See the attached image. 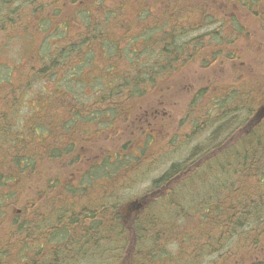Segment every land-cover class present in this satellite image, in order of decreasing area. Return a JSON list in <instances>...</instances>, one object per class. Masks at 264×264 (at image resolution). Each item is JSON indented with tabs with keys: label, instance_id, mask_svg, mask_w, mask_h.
<instances>
[{
	"label": "rangeland",
	"instance_id": "obj_1",
	"mask_svg": "<svg viewBox=\"0 0 264 264\" xmlns=\"http://www.w3.org/2000/svg\"><path fill=\"white\" fill-rule=\"evenodd\" d=\"M91 1L85 0L90 5L92 4ZM174 1L180 2L181 15L182 13L186 15L189 10L201 9L206 4L202 0H136L134 2L135 5H144L149 10L142 11L137 15L132 14L127 6L121 10L120 19L123 18L133 26H128L119 36L115 35L113 37L115 40H120V48L128 46L135 35L142 36L143 32L140 28L146 29L156 23L163 26L168 21L175 22V20H170L169 16L166 17L164 14L165 11L175 13L172 10V3ZM79 2L72 4V1L60 0L56 5L65 7L53 25L54 27L59 22H66L65 19L71 17L72 21L76 22L70 25V30L75 36L74 38L85 32L84 19L81 18L82 21L78 20L76 16V6ZM206 2L209 4V10L215 6L216 11L214 16H207L206 19L208 20L201 25L200 30L189 31V34L192 37L204 36L199 45L205 44L203 46L207 50V53L202 54L204 49H198L199 53L196 52V56L192 60H188V56L185 57L186 61H180L174 67L160 74L158 73L150 81L152 83L147 80L148 77H142V82L148 81V83L141 85L145 94L141 98L138 96L130 97L126 101V107L117 111L116 114L114 112V116L108 113L109 120L107 123H95L101 128V132L84 134L85 130L82 129L86 127L84 126V120L80 118L72 135L73 138L78 137L77 146L71 145L70 140L61 158L49 160V153H46L44 156L42 152L40 153V157L45 159H43V163H40L38 166L36 165V168L38 167L40 171L34 175L35 177L33 176V179L38 182H42L45 179L49 180V182H61L63 180L64 184L59 182L56 184L58 185L57 187L52 185V188L49 187L50 185L44 187V184H41L42 187L40 188L45 189L47 194L45 195L43 191H39L36 193V196L32 195L33 193L28 188L25 189V185L21 184V193L17 190V192H13L16 193L13 197L7 198L6 202L11 203L16 201L17 204L11 207L14 213L11 211L7 217L3 215L5 220L2 219L0 221V240L5 239L2 244L5 246L0 253V264H6L7 262H10V264H26L24 261L17 259L20 257V250L16 256L17 248L10 249L13 256H9L6 253L8 241L14 242V238L17 236V230H15L13 224L16 219L15 215L27 214L28 205L31 206V209H36L39 214H45L41 215L44 219L43 230L45 228L46 231H50L47 240L44 242L46 245L43 250L45 249L44 257L48 264H122L120 263L122 261H118V255L115 257V254H110L108 258L106 248H110L111 244L107 241V238H104L106 235L99 229H88V227L93 228L95 222L99 224L101 218L95 221V219L82 217L85 220V224H83V228L85 229L80 230V238H78V234L76 233L79 231L78 228L68 231V222L66 225L59 224L51 227L53 225L51 221L46 220L47 215H51L54 212L55 206L59 205L63 207V209H66L65 214H67L72 211V207H74V210L78 209L77 211L80 212L84 204L88 208L93 209L92 206H98L102 201L105 203V201L112 198H116L113 200L117 203L115 212L119 211L121 221L129 226L134 221V218H136V215L139 219L143 220V224L146 222V225L149 226L151 219H149L148 211L153 206L157 208L156 214L162 218V221L155 226L157 237L152 239L151 245L157 244L159 234L162 240H164L165 235H169L160 231V226L162 228L165 226L168 229L174 227L178 235L176 237L170 235L168 241L170 243L165 245L164 248L170 249L173 254H177L183 258L180 260L181 262L177 261L175 264L264 263V240L263 242L258 241L256 243L253 239L254 236H257L259 229L252 233L245 232L244 229L241 236L233 237L229 240L230 246L226 245L224 249H219L221 245L218 240L209 236L210 234L216 235L215 228L212 225L219 222V220L217 221L214 218L207 220L203 215L194 213L191 207H187V203H191L195 198L197 200L204 198L202 200L203 204L209 200L206 197H208V187L213 180H210L209 176L212 167V172L214 171L213 158L224 150L221 145H218L214 149L194 154L196 146L202 144L210 134V130L206 131L207 124L205 126L202 124L204 127H198L196 126L199 124L197 121L199 119L202 120L201 116L205 117L206 111L209 108L212 114L220 111L216 108L213 99L216 97L215 95H221L220 92L226 91L225 85L231 86L237 84L239 81H245L246 83L248 81L254 83L261 82L255 91L259 94L264 93V0H206ZM116 3H120V0ZM195 13H198V11ZM78 14L80 15L81 12H78ZM105 16L101 8L94 7V17H99L102 20ZM38 20L39 16L36 19V16L28 15L25 17L24 23L12 31L9 29L8 32L10 33L5 32L0 35V63L4 65L2 69H7V66L13 68L10 74L8 70L6 72V78H9L8 83L10 82V86L0 89V97L4 99V96H8L10 101L8 105L0 102V140H3V147L0 149V162L5 160L12 162L15 151L12 154V159L10 153L7 151L12 148V143H9L12 135L14 133L18 135L23 127H28L26 132L34 127L35 123L32 122L34 117L33 111H35V107L33 106L34 100H39V95H41L42 103H44L46 95L43 94L49 93V88L52 84L54 85L52 88L54 89L55 87V83H50V79L43 76L41 79L42 83L34 82V79L39 77L34 72V69L37 65L40 51L42 49H47L48 51L55 50V47H51L49 44L51 40L46 37L49 32L47 30H50V27L39 23ZM213 20L216 23L211 24V22H215ZM182 21L183 23L186 21L185 26L187 28L191 27L188 24V20L182 18ZM115 24L116 19L109 23L110 28L113 27L115 29ZM87 26L88 28L90 27L89 24ZM166 26L167 30L171 29L172 34L178 32V30L175 31L172 28V25ZM92 28L94 27L91 26L89 29L91 30ZM118 29L121 28H117L116 30ZM186 38L188 37H183V39ZM225 38H228L230 43V45L224 46L227 54L215 57L214 54L220 49L222 39ZM105 39L106 36L103 38L99 36L96 42H88L81 48L83 53L76 58L75 62H72L73 65L77 64V61L79 64H82L80 63L82 62L81 60H85L86 56L93 55L89 53L91 49H94L97 53V57L93 59V65L85 68L88 74L83 76L85 81L90 83H85L78 76L77 79L71 80V82L66 84L68 88L67 92H74L75 96H80L79 98L86 102L88 98L95 96L97 92L102 95L108 94V89L102 88L96 90L93 87H100L101 84L97 80L93 85L96 77L90 75L91 73L97 75L103 73L102 76H104V73H109L110 68L108 63L104 62L102 56H99L100 42ZM157 46H160V43ZM137 47L139 49L143 47V43L140 40ZM124 65H127L126 61H124ZM120 67H122L121 64ZM169 71L171 72L169 73ZM46 85L48 87L43 89ZM25 87H31L27 90V93L24 91ZM203 89L207 91L204 98L200 94L198 95ZM211 97L213 98L210 99ZM69 98L70 96L67 95L64 99H68L67 102L72 104ZM15 100H17V103L14 102ZM113 100L117 101L119 97H114ZM95 101H99V99ZM89 105L91 106L92 103H89ZM99 106L105 105L99 104ZM262 106H264L263 100L257 105L256 111L250 117L249 122L245 123V130L248 133L264 119V116L258 119L259 116L256 115ZM57 107L54 105L53 109H51L50 105L46 106L44 110L42 107L41 116L40 114H36V116L37 118L40 116L44 122ZM3 108L10 113L9 117L1 116ZM67 108L66 114L68 117L72 115L74 118L75 114H70L72 108L70 106H67ZM59 109L62 108L60 107ZM60 112L64 113L65 110H60ZM253 121L255 122L253 123ZM68 123H72L71 118H69ZM51 129V134L57 138L61 137V134L64 132L67 133L62 125L53 126ZM77 130L79 132L75 135ZM229 142L231 145L233 140ZM24 148L23 153H30V155L34 156L37 145L35 146L25 141ZM118 156L130 158L133 165L128 168V171L122 168L118 170L120 175H124L120 181L115 182L117 184L113 186V189L110 184L109 189L108 185L104 186V182H106L104 179L95 182L86 178L79 184L83 179L84 172L90 170V167L96 168L97 165L102 163L101 160L106 157L112 159V157ZM173 164L181 165L183 169L181 172H185L179 174L176 179L168 184L169 187L175 186V188L179 185L177 190L179 188L181 190L176 194L174 193L172 197L164 198L166 189L161 187L155 190L152 188V182L154 179L162 176ZM33 170L30 167L24 174H32ZM98 170L100 169L97 168V172L101 173L97 174H102V171ZM238 180L239 178H235L232 183L238 182ZM67 183L74 185L71 189H74L75 192L73 193L74 197L68 192L67 199H64L63 193H65V184ZM83 183L87 185L80 186ZM84 187L87 188H85L86 191L84 189L83 191H79L80 188ZM218 193L212 197L219 199L221 192ZM200 196L204 197L200 198ZM33 200L36 201L34 202L35 204ZM231 201L227 199V202ZM217 202L214 201L215 205ZM208 203L211 202L208 201ZM182 204L186 206L183 208ZM123 208L127 210H123ZM175 210L178 211L177 216L179 217L171 219L170 222L165 221V219L169 220L170 217L174 216ZM125 211L128 212L126 213ZM89 212L90 215L94 214V212ZM96 212V214H101L100 211ZM132 212L135 214H132ZM33 215L39 216L36 213H28L29 217ZM146 215L148 220H145ZM219 218L221 219V217ZM154 220H158V218L156 217ZM54 221L55 224H58L57 220ZM259 226H262V224ZM87 229L88 231L86 232ZM5 232L9 234L7 240L4 236ZM68 232H71L70 236L66 235ZM88 234L94 236V239L98 238L95 241L103 242L99 245L103 248L105 244L106 248L98 250L96 254H93V248L90 252L87 251L86 255L74 254L75 251L70 253L69 249L72 250L73 248L67 244V241H78L81 238H85V235ZM73 235L77 236V238ZM38 250L42 251L39 248ZM65 254H68L70 257L67 258V256H64ZM21 256L24 257L23 255ZM175 257L177 256L175 255Z\"/></svg>",
	"mask_w": 264,
	"mask_h": 264
},
{
	"label": "trees",
	"instance_id": "obj_2",
	"mask_svg": "<svg viewBox=\"0 0 264 264\" xmlns=\"http://www.w3.org/2000/svg\"><path fill=\"white\" fill-rule=\"evenodd\" d=\"M67 1H72V4H75L80 0ZM117 1L118 0H92V4L90 5L86 3L85 0H81L76 6V16L78 20H81V18L84 19L85 32L74 38L75 36L70 30V25L74 22L71 17L65 19L66 22H59L53 27L56 19L63 12L65 7L56 5L60 0H0V35L8 32L9 29L12 31L17 26L24 23V19L28 15L36 16V19L39 16L38 22L50 27V30H47L49 32L46 37L51 40L49 41L50 46L55 47V50L48 51L47 49H42L40 51L37 58V65L34 69V72L39 76H35L37 77L34 79L35 83H42L41 79L43 76L50 79V83H55V87L53 89L52 87L54 85L52 84L49 88V93L43 94L46 95L44 97V103H42L41 95H39V100H34L33 106L35 107V111H33L34 117L32 122H34L35 125L32 128L33 130L31 129L26 132L28 127H23L18 135L16 133L12 135V139L9 141V143H12V148L7 150L10 153L11 159L15 151L12 162L6 160L0 162V221H2V219L5 220L4 216L7 217L11 211L14 213L11 207L17 204V202L8 203L6 200L16 194L13 192H17V190L20 192L21 184L25 185V189L28 188L34 196H36V193L39 191H43L45 195L47 194L45 189L40 188L42 187L41 184H44V187L50 185V188H52V185L54 187L58 186L56 184L60 181L49 182V180L45 179L44 181L46 182H38L34 180L33 176L40 171L38 167L36 168V165H40V163H43V159H45L40 157L41 152L43 156L49 153V160H56L63 156L64 150L70 140L71 145L77 146L78 137L73 138L72 135L80 118L84 120V126L86 127L82 129L85 130L84 134L89 132L90 134L101 132V128L95 123H107L109 120L107 114L111 113L114 116V112L116 114L117 111L125 108L126 101L130 99V97L133 98L138 96L141 98L145 94V91L141 87L142 84H146L148 81L150 82L158 73L160 74L174 67L178 62L186 61L185 57L187 56L188 60H192L193 57L196 56L195 53H199L198 49H204L202 54L207 53V50L203 46L205 44L199 45L204 36L192 37L191 34H189V31L200 30L202 27L201 25L208 20L206 19L207 16L212 17L215 14V6L209 10V4H207L208 2H206V0H202L207 4H204L203 8L198 10L193 8L194 10H189L186 15L183 13L181 15L180 2L174 1L172 3V10L175 13L165 11L164 14L166 17L169 16L168 18H170V20H175V22L168 21L163 26L159 23H154L155 25L149 28H140L143 32L142 36L135 35L128 46L125 47L123 45V48H120V40H115L113 37H115V35L119 36L128 26L131 27L133 25L123 18L120 19L121 10L127 6L132 14L137 15L142 11L149 10V8L144 5H135L134 2L136 0H120V3H116ZM95 6L101 8L103 13H105L106 16L104 19L100 20L99 17H94ZM197 11L198 13H195ZM78 12H81V14L79 15ZM182 18L188 20V24L191 25V27L187 28V26H185L186 21L183 23ZM114 19H116L115 29H113V27L110 28L109 25ZM216 21L211 22V24L216 23ZM118 23L120 24L118 25ZM87 24L94 28L90 30ZM169 24L172 25L175 31L178 30V32L172 34L171 29L167 30L166 25L170 26ZM117 28L121 29L116 30ZM99 36L101 38L106 36V39L100 42L101 47L99 56H102L104 62L108 63L110 70L108 74L104 73V76H102L103 73L98 75L91 73L90 75L96 77L93 85L97 80L101 84L100 87H93L96 88V90L102 88L108 89V94L102 95L97 92L95 96L88 98L86 102L80 99V96H75L76 94L74 92H67L68 88L66 84L71 82V80L77 79L78 76L85 81L83 76L88 74L85 68L93 65V59L97 57L96 51L91 49L89 53L93 55L86 56L85 60H81L82 62L80 63L82 64H79L77 61V64L73 65L72 62H75L76 58L83 53L81 48H83L84 45L88 42H96ZM184 36L188 38L183 39ZM139 40L143 43L141 49L137 47ZM218 40L220 41L219 38ZM159 43L160 46H157ZM225 45H230L228 38L222 39V45L214 54L215 57L217 55L223 56L227 54L224 48ZM124 61H126L127 65H124ZM120 64L122 67H120ZM3 67L4 65L0 63V89H5L10 86V82L8 83L9 78H6V72L8 70L10 74L11 71H13L11 67L7 66V69H2ZM170 72L171 71H169V73ZM142 77H148V81L142 82ZM85 83L90 82L85 81ZM260 83L261 82L254 83L248 81L246 83L245 81H239L237 84L231 86L225 85L226 91L220 92L221 95H215L217 98L215 97L213 99L216 108L220 111L216 114H212V111L209 110L210 108L207 109L205 117L201 116L202 120L199 119V121H197L199 124L196 125L198 127H204L207 124L206 131L210 130V134L202 144L196 146L197 148L194 150V154L214 149V147L216 148L218 145H221L224 150L213 158V165H215L214 171L212 172V167L209 172L211 173L209 175L210 180H213L208 187V197L206 198H208V201L211 203L207 201L203 204L202 200L204 198L202 197L204 196H200V198H202L201 200L195 198L191 203H187V207H191L194 213L203 215L207 220L213 218L217 221L219 220V222L212 225L215 228L216 235H209L211 238L218 240L221 245L219 249H224L226 245L230 246V243H228L229 240L233 237L241 236L244 229L245 232L248 231L251 233L259 229L257 236H254L253 239L256 243L258 241L263 242L264 240V237L262 238V236H264V119L249 133L245 130L244 126L255 113L259 102L262 100L264 101V93L259 94L255 91ZM46 87L48 86L46 85L43 89ZM29 88L31 87H25L24 91L27 93ZM206 93L207 91L203 89L198 95L200 94L204 98ZM67 95L70 96L69 101L72 104L67 102L68 99H64ZM114 97H119V100L114 101ZM212 98L213 97L210 99ZM1 99L0 97V102H2V104H10L8 96H4V99ZM96 99H99V101H95ZM14 102L17 103V100ZM89 103H92V105L90 106ZM99 104H104L105 106H99ZM50 105L52 107L51 109H53L54 105L58 107L48 116L47 120L43 122V119L40 118L42 113L41 108L43 107L44 110L46 106ZM67 106L72 108L70 114L74 113V118L72 115L68 117L66 114L68 110ZM60 107L62 109H59ZM60 110H65V112L61 113ZM83 113H85V115H83ZM36 114H40V116L37 118ZM1 116L9 117L10 113L3 108ZM69 118L72 119V123H68ZM42 122L43 124H41ZM56 125H62L67 133L64 132L59 138L54 137L51 134V128ZM22 132L24 133L22 134ZM78 132L79 130L75 132V135ZM231 140H233V143L230 145L229 141ZM2 141L3 140H0V149L3 147ZM25 141H28L32 145H37L34 156L30 155V153H23ZM110 157L102 159V163L97 165L96 168L92 166L90 170L84 172L83 179L79 184L86 178L95 182L104 179L106 180L104 186L108 185L109 189L110 184L113 189V186L117 184H115V182L120 181L124 175H120L118 170L122 168L128 171V168L133 165V162L126 156L112 157V159ZM30 167L34 169L32 174H24ZM97 168L100 169L98 171H102V174H97L101 173L97 172ZM181 170H183L181 165L173 164L162 176L154 179L152 188L156 190L164 187L166 189L164 198L172 197L174 193L180 192L181 188L177 190L179 185L175 188V186L169 187L167 183L170 179L177 178ZM205 171H207V169H205ZM235 178H239L238 182L232 183ZM60 183L64 184V181L61 180ZM65 185V193H63L64 199H67L66 196L68 192L74 197L73 193L75 191L71 189L74 185L72 183H67ZM86 185L87 184L83 183L80 186ZM92 185H94V183H92ZM85 188L86 187L80 188L79 191H83ZM218 188H220V190H218ZM218 192H221L219 199L212 197L213 195L219 194ZM108 198L111 199L110 197ZM115 199L116 198H112L111 200L105 201V203L102 201L100 205L92 206L93 209L88 208V206L84 204L80 210V212L83 210L81 213L77 211L78 209L74 210V207H72V211L65 214L66 209L58 205L54 207V212L51 215H47L46 220L51 221L53 224L51 227L59 224L66 225L68 222V231L78 228L79 231L76 233L78 234V238H80L81 231L85 229L83 228L85 220L82 219V217L95 219V221L101 218L99 224L95 222L93 228L88 227V229H99L102 231L103 234L106 235L104 238H107L111 247L106 248L104 244L102 248L99 244L103 242H96L95 240L98 238L94 239V236L88 234L85 235V238H81L78 241H67V244L73 248L72 250L69 249L70 253L75 251L74 254L86 255L88 253L87 251L90 252L93 248V254H96L98 250L106 248L108 258L110 254H115V257L118 255V261H122L120 262L122 264H175L177 261L181 262L180 260L183 258L179 257L177 254H173L170 249L167 250L164 248L165 245L170 243L168 242L170 235L173 237L178 235L174 227L168 229L164 226L163 229L160 226L159 230L169 235H165L164 240H162L159 234L157 244H154V246L151 245L152 239L157 237L155 226L162 221V218L156 214V207L153 206L148 211L149 219H151L149 226L146 225V222L143 224V220L139 219V217L134 218V221L129 226L121 221L119 211L115 212L117 204L113 201ZM227 199L232 201L227 202ZM214 201H218L216 205ZM34 202L36 201L33 200V203ZM182 205L183 208L186 206L185 204ZM27 209L28 213H36L39 216L33 215L29 217L28 213L15 215L16 219L13 224L15 230H17V236L14 238V242L8 241L9 244L7 245L8 249L6 254L13 256L10 249L17 248L16 256L20 250V257L17 258L19 261H24L26 264H48L44 257L45 249L43 250L46 245L44 242L47 240L50 231H46L45 228L43 230L44 219L41 215L45 214H39L36 209H31L30 205L27 206ZM123 210L126 209L123 208ZM89 211L94 212V214L90 215ZM96 211H100L101 214H96ZM177 213L178 211H176L173 217H170L169 220L165 219V221L170 222L171 219H177L179 217ZM156 217L158 220H154ZM219 217H221V219ZM54 220H57L58 224H55ZM145 220H148L147 215L145 216ZM261 224L262 226H259ZM70 234L71 232L66 233L67 236H70ZM8 235V232H5L4 236L6 240L8 239ZM75 235L73 236L75 237ZM75 238H77V236ZM4 240L5 239L0 240V253L5 246L2 245ZM38 248L42 249V251H39ZM124 253L126 254L124 255ZM175 255L177 257H175ZM64 256H67V258L70 257L68 254ZM6 264H10V262Z\"/></svg>",
	"mask_w": 264,
	"mask_h": 264
},
{
	"label": "water",
	"instance_id": "obj_3",
	"mask_svg": "<svg viewBox=\"0 0 264 264\" xmlns=\"http://www.w3.org/2000/svg\"><path fill=\"white\" fill-rule=\"evenodd\" d=\"M259 119H261V117L263 118L264 116V106L260 109L259 113H258Z\"/></svg>",
	"mask_w": 264,
	"mask_h": 264
},
{
	"label": "bare ground",
	"instance_id": "obj_4",
	"mask_svg": "<svg viewBox=\"0 0 264 264\" xmlns=\"http://www.w3.org/2000/svg\"><path fill=\"white\" fill-rule=\"evenodd\" d=\"M183 172H185V171L180 172V174L183 173ZM174 179H176V178H174ZM174 179H172V180L170 179V181H169L168 183L170 184V182L173 181ZM168 183H167V184H168ZM169 184H168V185H169Z\"/></svg>",
	"mask_w": 264,
	"mask_h": 264
}]
</instances>
